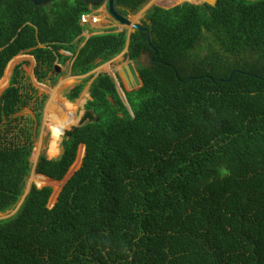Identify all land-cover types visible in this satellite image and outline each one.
<instances>
[{
    "label": "trees",
    "instance_id": "obj_1",
    "mask_svg": "<svg viewBox=\"0 0 264 264\" xmlns=\"http://www.w3.org/2000/svg\"><path fill=\"white\" fill-rule=\"evenodd\" d=\"M149 1L114 4L129 16ZM91 8L0 0V79L19 54L54 84L57 63L85 75L125 48L141 79L123 87L131 110L106 72L65 93L73 101L88 86L83 116L35 171L62 180L84 145L80 166L53 206L51 186L32 185L0 219V264H264V0L153 5L140 20L153 48L145 31L117 27L85 39ZM21 63L0 80V213L19 203L33 167L38 127L17 113L31 102L38 124L48 99L24 89Z\"/></svg>",
    "mask_w": 264,
    "mask_h": 264
},
{
    "label": "rangeland",
    "instance_id": "obj_2",
    "mask_svg": "<svg viewBox=\"0 0 264 264\" xmlns=\"http://www.w3.org/2000/svg\"><path fill=\"white\" fill-rule=\"evenodd\" d=\"M152 3H154V2H152V0H150L143 8L145 9V7H147V5L152 4ZM143 8L140 11H138L137 13L129 15V16H131V19L133 22H138L142 19L141 13L143 11ZM101 9L105 10L104 7H101ZM104 12H106V11H104ZM110 24H112V22H110ZM111 27H117L118 29L122 28L120 25H117V23H115V25L108 26L105 28H95V30L102 31L104 29L111 28ZM125 29H127V31H130L131 28H125ZM88 32L91 33V31H89V30H88ZM84 37L86 38V35H84ZM125 52L126 51L123 50L120 54L116 55L111 60H109V61L97 66L96 68H94L91 71V73H89V74H92V76L94 77L95 74L98 72L99 73L100 72L113 73V74H115L116 78L118 79L120 86L122 84V86H121L122 88L124 87V89L129 90L127 83H126L125 76L122 72V66L126 62L130 61L125 57V55H124ZM63 53L66 55H69V53H67V52H63ZM139 61L142 64L148 65L149 64L148 54L147 53L142 54L139 58ZM19 62H22L21 64H22L23 75H24V80H23L24 81V89L26 90V89H29L30 87H34L36 89V95L39 98H41L44 94L47 97H49L50 92H52L55 89H59L60 97L62 99H66L65 93L75 83H78L83 78V76L75 75L71 72L70 66H71L72 60L69 59V60H66L64 64H59V63L56 64L55 69L53 71V74L56 75V81L54 84H52L49 80H46L45 82H38L33 75L35 60L29 54H19L16 57H14L13 60L11 61V63L8 65V67H6L2 78L4 77L6 71L9 70V72H8V80H9L13 66ZM133 63L135 65V62H133ZM7 84H8V82H7ZM7 84L0 86V93L7 86ZM88 98H89L88 86H85L83 91L80 93V95L75 100L69 101V103L71 105L70 109H71V112L73 113V116L71 117L70 121H74V123L71 124L65 130L63 129V131H61L59 133L53 132L54 130L52 129V127L48 123L44 122V118H43V111L44 110L43 109L46 105L45 103H47V102H45L41 108V116H40V120H39L38 124H36V122L34 120L35 111L37 110V106L33 107L31 102H29L26 106H24L17 113L19 116L24 117L23 118L24 120H29L27 122H29V124L33 125L34 129L36 126L38 127V132L33 137L34 147L32 150L31 157H30L31 162L33 164V167L31 169L29 176L27 177L26 184L24 187V193H23L19 203L16 205L15 208L8 210L6 212L0 213V219L10 216L11 214H13L16 211V208L18 207V205L23 200V196L27 193V191L31 188L32 185H36L38 187H42L44 185L51 186L52 194H51V197L49 199L48 204L51 207L52 204L55 202L56 197H57L58 192L62 186L63 181L70 174H72L76 169H78V167L80 166V163H81V160L83 157V153H84L83 145H80V147L78 149L77 157H76L74 163L69 168L68 172L66 173V175L63 177L62 180L57 181V180L49 179L47 177H46L47 178L46 179L44 176L40 175L39 173H37L35 171V164H36L39 156L42 154L46 155L49 158H55L61 153V151H62V147H61L62 136L66 130H69L72 126L77 125L80 122V120L83 116V113H84L83 105L87 101ZM35 105H38V102ZM30 120H32V121H30ZM50 132L53 133L54 135L61 134L57 140V147L55 149V152H51V150L49 148V144L51 141V133ZM37 184H40V185H37Z\"/></svg>",
    "mask_w": 264,
    "mask_h": 264
},
{
    "label": "water",
    "instance_id": "obj_3",
    "mask_svg": "<svg viewBox=\"0 0 264 264\" xmlns=\"http://www.w3.org/2000/svg\"><path fill=\"white\" fill-rule=\"evenodd\" d=\"M51 0H33V2L37 5H40V4H47L48 2H50ZM84 2H86L90 7H97V8H101V7H105L106 9V12L108 13V15L112 18V20H114L115 22H117V25H120L122 28L119 29V30H122V29H125V28H131L130 31H128V34H130L131 32L135 31V30H139V31H145L146 34L144 35L143 37V40L150 46L153 48V44L151 42V37H150V32H149V29L146 25H143L141 23V21H138V22H133L132 19H131V16H124L122 15L121 13H119L116 9V6L114 4V0H82ZM184 1H188V2H191V3H195V4H202V3H207V4H210V5H214L216 0H199L198 2H192V1H189V0H184ZM184 1H181V2H177V3H173L172 1H165V0H162L161 2H157V3H152V4H149L147 5V7H145V9L143 8V11L141 13V17L143 18L146 14V11L152 7L153 5H156V6H159V7H162V8H170V7H173L177 4H180ZM93 34V32L89 33L87 36H86V39L91 36ZM125 51H127V48L124 49ZM69 53V52H68ZM13 59H11L12 61ZM11 61H9L8 65L11 63ZM7 65V67H8ZM122 72L125 76V79H126V83H127V86L129 88V90L131 89H135V88H138L141 86V79L137 73V70H136V67L134 65V63L132 61H128L126 62L123 66H122ZM91 73V72H89ZM89 73L85 74V75H81V76H87L89 75ZM99 73V72H98ZM98 73L95 74L98 75ZM108 74L114 79V82H115V85H116V89L121 97V99L123 100V102L125 103V105L127 106V108L129 110H131L130 106H129V103L126 99V95H125V92L123 90V88L120 86L119 82H118V79L116 78L115 74L113 73H109ZM94 76V77H95ZM129 76L131 77V79H129ZM83 148H84V145H83ZM84 155V153H83ZM36 165V164H35ZM74 173V172H73ZM72 173V174H73ZM70 174L62 183V186L63 184L69 179V177L72 175ZM61 186V187H62ZM38 187V186H37ZM61 189V188H60ZM30 190V189H29ZM29 190L27 191V193L29 192ZM26 193V194H27ZM25 194V195H26ZM24 195V196H25ZM24 196H23V199H24ZM56 201V200H55ZM22 202V201H21ZM21 204V203H20ZM19 204V205H20ZM54 204V203H53ZM52 204V206H53ZM18 205V207H19ZM17 207V208H18ZM16 208V210H17Z\"/></svg>",
    "mask_w": 264,
    "mask_h": 264
},
{
    "label": "bare ground",
    "instance_id": "obj_4",
    "mask_svg": "<svg viewBox=\"0 0 264 264\" xmlns=\"http://www.w3.org/2000/svg\"><path fill=\"white\" fill-rule=\"evenodd\" d=\"M162 0H152V2L157 3L161 2ZM165 1H172L173 3L181 2L184 0H165ZM192 2H198L199 0H189ZM45 103L44 111H43V118L44 122L48 123L53 132L59 133L63 131L66 124L71 120L73 113L71 112V105L68 100L62 99L60 97L59 89H55L50 92L48 100ZM44 123V124H45ZM57 135V134H56Z\"/></svg>",
    "mask_w": 264,
    "mask_h": 264
},
{
    "label": "built area",
    "instance_id": "obj_5",
    "mask_svg": "<svg viewBox=\"0 0 264 264\" xmlns=\"http://www.w3.org/2000/svg\"><path fill=\"white\" fill-rule=\"evenodd\" d=\"M104 11L101 8L92 7L89 11L84 12L80 16V23L85 25L88 29H95L102 26V13Z\"/></svg>",
    "mask_w": 264,
    "mask_h": 264
},
{
    "label": "crops",
    "instance_id": "obj_6",
    "mask_svg": "<svg viewBox=\"0 0 264 264\" xmlns=\"http://www.w3.org/2000/svg\"><path fill=\"white\" fill-rule=\"evenodd\" d=\"M103 11H105L104 9H103ZM104 17V18H103ZM108 22V23H107ZM110 22H112V24H110ZM107 23V24H106ZM115 23H117V22H115L114 20H112V18L108 15V13L107 12H103L102 13V26H100L99 28H105V27H108V26H112V25H115ZM107 26H106V25ZM86 33V34H85ZM89 34V32H87V31H85L84 33H83V35H88ZM86 39V38H85ZM68 53V52H67ZM70 54V53H69ZM71 65H72V63H71ZM56 66V65H55ZM70 69H71V66H70ZM72 72V71H71Z\"/></svg>",
    "mask_w": 264,
    "mask_h": 264
},
{
    "label": "flooded vegetation",
    "instance_id": "obj_7",
    "mask_svg": "<svg viewBox=\"0 0 264 264\" xmlns=\"http://www.w3.org/2000/svg\"><path fill=\"white\" fill-rule=\"evenodd\" d=\"M105 8V7H104ZM106 9V8H105ZM106 11V10H105Z\"/></svg>",
    "mask_w": 264,
    "mask_h": 264
}]
</instances>
